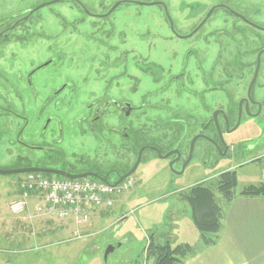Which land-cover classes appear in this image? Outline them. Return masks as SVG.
<instances>
[{"label":"flooded vegetation","instance_id":"1","mask_svg":"<svg viewBox=\"0 0 264 264\" xmlns=\"http://www.w3.org/2000/svg\"><path fill=\"white\" fill-rule=\"evenodd\" d=\"M170 3L0 0V161L10 162L0 171L38 170L42 172L31 173L60 179L64 178L51 173L87 174L85 178L110 185L134 169L143 149L134 173L149 152L179 176L193 161L207 167L210 159L217 163L226 157L232 135L243 125H256L258 119V124L264 123V0L191 6L195 7L188 18L192 23L183 29L170 14ZM122 5L157 6L170 38L188 39V45L181 52L151 43L113 45V37L125 44V34L113 30L112 21ZM216 14V26L206 29ZM66 38L75 45L83 38L94 46L88 57L93 75L84 74L79 86L80 82L55 76L63 68L65 53L59 45H65ZM36 45L47 56L26 57V66L12 51L14 46L28 51ZM129 66L137 74L129 73ZM45 69L48 75L40 74ZM138 75L151 83L152 91L134 105L129 98L139 91ZM86 83L93 88L82 89ZM86 92L91 99L83 107L84 116L76 120L77 130L79 134L89 132L104 149L95 152L92 160L76 154L66 160L61 148L63 114L74 97ZM152 93L161 97L158 103L144 101ZM171 96H184L187 112L183 114ZM144 116L146 120L141 119ZM113 137L118 138L116 144ZM111 153L114 162L109 160ZM166 155V159L159 158ZM14 175L18 174L9 176Z\"/></svg>","mask_w":264,"mask_h":264},{"label":"rangeland","instance_id":"2","mask_svg":"<svg viewBox=\"0 0 264 264\" xmlns=\"http://www.w3.org/2000/svg\"><path fill=\"white\" fill-rule=\"evenodd\" d=\"M221 1L167 0L170 3V14L179 29L191 25L192 22L188 18H191L193 9H195L191 6H206ZM248 1L255 3L259 0ZM197 10L200 15L201 7ZM113 17L115 18L112 20L113 30L118 33L123 31L125 34V40H123L125 44L120 43L122 42L120 37H113L110 40L113 45H117V43L118 45H136V47L141 44L146 45V43L167 45V47L170 45L177 48L179 52L185 45H188V39L170 38L169 28L163 14L157 10V6L122 5L115 11ZM217 17L218 14L213 16V20H210L206 29L209 30L216 26ZM53 22L56 23L55 20ZM207 32L204 30V33ZM78 42L79 44L75 45L66 38L65 45H59L65 56L63 68L55 76L63 75L65 78L80 82L79 80L84 74L87 76L93 71L90 69L88 60L92 54L93 44L83 38ZM21 49L14 46L12 51L25 66L28 64L26 57L34 56L41 59L47 56L38 45L31 46L28 51ZM56 52H58L57 49ZM160 52L162 55L164 54L163 49H160ZM164 59V62L168 63L166 56ZM128 68L129 73L137 74L130 66ZM42 72L48 75L46 69L40 74ZM138 76L141 79L139 91L136 94H131L129 98L134 105L139 103L142 95L152 91L151 83L146 78ZM79 85L81 82L78 83ZM91 88H93L91 83L82 86L85 91ZM85 94L87 95L74 97L71 107L67 108L63 114L65 125L61 148L66 155V160L72 154H76L78 158L88 157L89 160H92L95 152L104 149L99 140H95L89 132L79 134L77 130L80 126L76 124V120L84 116L83 107L91 99L87 92ZM171 97L172 102L181 112L183 111V114L187 112L188 101L184 96L181 98ZM160 98L152 93L149 97L146 96L144 101L149 104L158 103ZM189 104H192V101ZM151 114V110H149L147 112L149 119ZM162 116L164 115L161 114ZM179 116L184 118V115ZM147 117L144 116L141 119L146 120ZM258 121L260 120H257L256 125H243L232 135V147L226 157L221 158L217 163H213L210 159L207 167H200L196 161H193L179 176L167 168L164 160L155 159L151 154H148L149 152H145V155L149 156L142 161L136 173L128 180L131 182L130 188L115 197L112 208H99L95 212L96 215H92L94 213L89 215V220L92 217L90 222L92 219H96V223L92 227V232L95 235L90 240L82 235L81 238H76L73 232L54 235L55 231H52L45 235V240L41 241L39 237V227L41 226L37 222L33 224L25 222L22 225L24 229H20L18 221L22 217L37 215L35 209L40 202L38 199L30 198L29 207L25 213L19 216L11 215L9 204L23 200L24 191H30L28 188H21L27 174L0 175V264H153L152 259L147 261L145 258V249L149 238H153L155 244L169 242L173 246L199 245L201 235L192 223L190 208L182 196L195 185L209 187L215 195L216 204L224 215L227 204L216 191L218 177L222 173L227 171L236 173L237 186L234 190L236 194L250 187L264 186V133L259 135L264 131V123L258 124ZM134 126L136 128L137 124L135 123ZM114 139L118 141V138H112V142L116 144ZM112 155V153L108 155L109 160L114 162L115 157ZM8 163L10 162L0 161V167L6 166ZM112 183L114 182L112 181ZM136 192L137 195L131 196ZM129 211L132 214L124 221L117 220L119 214H126ZM52 225L57 226L58 224L52 223ZM88 242L90 245H86ZM109 246H112L113 251L108 254L105 260L104 254Z\"/></svg>","mask_w":264,"mask_h":264},{"label":"crops","instance_id":"3","mask_svg":"<svg viewBox=\"0 0 264 264\" xmlns=\"http://www.w3.org/2000/svg\"><path fill=\"white\" fill-rule=\"evenodd\" d=\"M137 194V192L132 193L131 196ZM96 210L90 211L89 215L92 213H94L92 215H96ZM131 214V211L126 214L121 213L117 216V220L124 221ZM90 220L84 225H76L72 219L57 221L43 215L33 214L26 218L22 217L18 222L20 229L25 222L32 224L37 222L41 226L39 227L41 241L45 240V235L52 231H55L54 235L73 232L76 238H81L82 235L90 240L95 235L92 232V227L96 223V219H92L91 222ZM52 223L58 225L54 226ZM63 237L65 238V236ZM86 245H90V242ZM182 264H264V200L236 197L227 203L215 245L201 248Z\"/></svg>","mask_w":264,"mask_h":264},{"label":"built area","instance_id":"4","mask_svg":"<svg viewBox=\"0 0 264 264\" xmlns=\"http://www.w3.org/2000/svg\"><path fill=\"white\" fill-rule=\"evenodd\" d=\"M131 182H124L113 187L89 178L66 180L56 177H47L37 173H29L24 178L22 189L23 200L9 204V212L13 216L25 213L28 199H38L35 212L49 219L65 221L72 219L76 225L88 222L92 209H110L115 197L130 188Z\"/></svg>","mask_w":264,"mask_h":264},{"label":"trees","instance_id":"5","mask_svg":"<svg viewBox=\"0 0 264 264\" xmlns=\"http://www.w3.org/2000/svg\"><path fill=\"white\" fill-rule=\"evenodd\" d=\"M236 186V173L227 171L218 177L216 191L222 196L226 204L236 197L264 200V186L250 187L239 194L234 192ZM182 199L188 204L192 223L201 235L200 244L197 246L189 244L173 246L169 242L155 244L153 238H149L145 249L147 261L152 259L153 264H182L201 248L215 245L221 230L223 214L221 208L216 204L213 191L209 187L198 184L191 187L187 194L182 196Z\"/></svg>","mask_w":264,"mask_h":264},{"label":"water","instance_id":"6","mask_svg":"<svg viewBox=\"0 0 264 264\" xmlns=\"http://www.w3.org/2000/svg\"><path fill=\"white\" fill-rule=\"evenodd\" d=\"M145 149V148H144ZM143 150V149H142ZM142 150H140L139 152V157H140V154L142 152ZM139 157H138V160L136 161V164H135V167L132 171H130L129 173H127L126 175H124L123 177H120L116 182L113 183V186L116 187L117 185H119L122 181L130 178L133 173H134V170L135 168L138 166L139 164ZM168 157V155L166 156H163V157H159L161 159H166ZM169 166V169H171V166ZM31 172H42V171H38V170H25V171H16V172H2L0 171V175H13V174H25V173H31ZM51 174H56L64 179H67V180H76V179H81V178H85V177H88L89 175H81V176H69V175H65V174H61V173H51ZM113 251V248L112 246H109L104 254V259L106 260L108 254H110L111 252Z\"/></svg>","mask_w":264,"mask_h":264}]
</instances>
